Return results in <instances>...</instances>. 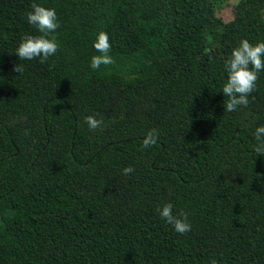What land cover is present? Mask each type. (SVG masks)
<instances>
[{
  "label": "trees",
  "instance_id": "1",
  "mask_svg": "<svg viewBox=\"0 0 264 264\" xmlns=\"http://www.w3.org/2000/svg\"><path fill=\"white\" fill-rule=\"evenodd\" d=\"M224 1L35 0L60 22L41 63L14 54L34 0H0V264H264V71L245 108L220 90L231 49L264 40V0L230 21ZM99 31L113 63L91 71Z\"/></svg>",
  "mask_w": 264,
  "mask_h": 264
},
{
  "label": "clouds",
  "instance_id": "2",
  "mask_svg": "<svg viewBox=\"0 0 264 264\" xmlns=\"http://www.w3.org/2000/svg\"><path fill=\"white\" fill-rule=\"evenodd\" d=\"M29 11L25 12V19L29 25H33L38 35L25 34L19 41L14 54L19 60L31 61L38 58L41 63L54 56L59 47L55 37V32L60 26L55 8L45 7L34 2L30 5ZM92 47L98 53L92 55L89 61V70L94 71L101 65L113 63L110 54L111 45L108 34L99 31L95 35ZM226 80L220 90L227 97V102L223 103L225 112H235L240 108H245L249 104L251 93L255 90L259 74L264 71V40L250 43L247 39H241L238 44L231 49L230 55L224 62ZM16 72L23 70L22 66H14ZM85 123L89 130L97 129L101 121L95 116H87ZM256 144L253 150L257 155L264 156V124L255 127L253 132ZM158 133L155 129L149 130L142 140L144 148L155 144ZM131 166H125L121 170L122 175L132 173ZM174 205L171 202H164L156 208L158 216L164 223L170 225L172 230L180 235L191 231L192 226L188 220V214L184 211L174 212ZM209 264H217L216 259H210Z\"/></svg>",
  "mask_w": 264,
  "mask_h": 264
},
{
  "label": "rangeland",
  "instance_id": "3",
  "mask_svg": "<svg viewBox=\"0 0 264 264\" xmlns=\"http://www.w3.org/2000/svg\"><path fill=\"white\" fill-rule=\"evenodd\" d=\"M239 0H227L219 2L216 5L217 15L224 21H230L234 18V6Z\"/></svg>",
  "mask_w": 264,
  "mask_h": 264
}]
</instances>
